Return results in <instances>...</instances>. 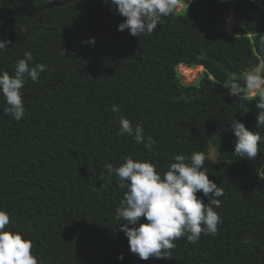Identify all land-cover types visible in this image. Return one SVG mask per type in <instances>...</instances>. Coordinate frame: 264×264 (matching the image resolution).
<instances>
[{"label":"trees","instance_id":"trees-1","mask_svg":"<svg viewBox=\"0 0 264 264\" xmlns=\"http://www.w3.org/2000/svg\"><path fill=\"white\" fill-rule=\"evenodd\" d=\"M180 3L153 33L135 37L117 30L125 18L105 0H0V39L11 41L0 51V71L14 75L28 52L31 66H47L37 81L25 78L20 121L3 115L0 95V210L10 216L5 230L32 242L38 264H264L259 97L223 87L230 72L264 63V0ZM90 37L95 44L84 43ZM181 63L205 67L198 82L182 81ZM121 116L155 144L120 134ZM234 118L261 136L253 161L233 153ZM194 152L205 155L209 179L224 190L214 208L223 223L196 244L175 241L172 259L141 260L115 211L127 186L105 165L131 157L163 176L176 155L190 162Z\"/></svg>","mask_w":264,"mask_h":264},{"label":"clouds","instance_id":"clouds-1","mask_svg":"<svg viewBox=\"0 0 264 264\" xmlns=\"http://www.w3.org/2000/svg\"><path fill=\"white\" fill-rule=\"evenodd\" d=\"M53 2L47 0V3ZM105 3L114 6V10L125 18L117 30L127 29L135 37L153 33L161 18L171 15L182 4L180 0H105ZM10 43L9 40L0 39V51L6 50ZM84 43L95 44V38L90 37ZM32 60V54L25 53V58L16 62L14 75L0 71V95L7 105L3 115L11 116L16 121L25 116L21 91L25 78L29 77L35 82L47 70L44 64L31 66ZM181 65L191 67L181 63L178 71ZM223 87L234 97L242 94L250 98L259 97L255 104L259 110L256 127L264 126V63L250 67L242 74L230 72ZM119 110L118 105L111 108L113 113ZM119 124L120 134L132 137L136 143L155 144L152 137L145 141L142 126H133L123 116ZM229 128L236 137L233 153L253 161L259 155V133L248 130L235 118L229 121ZM205 159V155L199 152L192 153L190 162H186L183 154L176 155L175 162L170 164L163 176L153 163L134 161L131 157L118 167L111 163L105 165L109 175L115 173L118 177L120 187L127 186L124 199L115 211L123 221L120 229L129 241L131 253L141 260L172 259L178 239L186 237L189 243L196 244L202 233L217 234L218 225L223 220L214 208L221 206L219 198L224 195V190L209 179L204 168ZM98 179L103 181L104 171L99 172ZM198 192H202L203 197L198 198ZM204 197H208V203L204 202ZM142 217L146 223H140ZM9 223V214L0 210V264H38L37 257L32 253V242L20 233L6 231ZM244 243L251 241L245 240ZM123 258V254L118 257L120 260Z\"/></svg>","mask_w":264,"mask_h":264},{"label":"rangeland","instance_id":"rangeland-1","mask_svg":"<svg viewBox=\"0 0 264 264\" xmlns=\"http://www.w3.org/2000/svg\"><path fill=\"white\" fill-rule=\"evenodd\" d=\"M185 7L184 4H179V7H178V10L181 11L183 8ZM228 18V22L227 24L225 25V29L226 30H231L233 28V23H234V15L233 14H230L227 16ZM197 68L194 67V69ZM205 67L203 66V68H201L200 70H198L197 72H191V75L190 77L188 78L187 77V74L185 73V70H184V67H182V65L179 67V73L181 75V78H182V81L186 84H190V83H195V82H198L200 76L203 74V71H204ZM197 70V69H196ZM215 153H216V150L214 148V146L212 145L211 146V156H215Z\"/></svg>","mask_w":264,"mask_h":264},{"label":"bare ground","instance_id":"bare-ground-1","mask_svg":"<svg viewBox=\"0 0 264 264\" xmlns=\"http://www.w3.org/2000/svg\"><path fill=\"white\" fill-rule=\"evenodd\" d=\"M184 67V66H183ZM201 68H203L202 65L197 66V68L194 69V67H184L185 73L187 74V77L189 78L191 75V72H197L198 70H200ZM197 69V70H196Z\"/></svg>","mask_w":264,"mask_h":264}]
</instances>
